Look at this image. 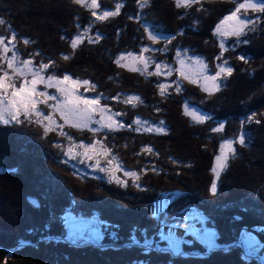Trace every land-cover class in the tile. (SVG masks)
<instances>
[{
	"label": "trees",
	"instance_id": "16d2710c",
	"mask_svg": "<svg viewBox=\"0 0 264 264\" xmlns=\"http://www.w3.org/2000/svg\"><path fill=\"white\" fill-rule=\"evenodd\" d=\"M246 1L98 0V11L113 13L98 20L75 0H0V37L22 61L45 65L52 76L86 81L88 95L121 113L127 129L105 138L79 135L88 143L102 141L135 173L124 184L80 178L63 162L66 138L35 121L0 123V264H259L243 261L240 247L253 240L264 255V11L242 10L251 22L241 37L228 38L225 49L217 36L219 24ZM148 29L165 39L151 40ZM147 48L157 63L175 67L183 51L202 58L211 73L223 64L232 72L212 93L188 82L162 93L165 79L154 65L141 72L119 62L121 55ZM128 97L137 101L129 104ZM186 103L208 119L193 122L184 112ZM137 118L162 123L167 131L138 132ZM231 139L235 148L218 178L214 161L221 143ZM168 195L167 224L190 208L218 247L231 248L207 253L185 238L191 244H182L183 252L200 257L145 249L146 239L157 243L162 234L156 204ZM75 219L104 233L99 244L67 236ZM105 224L118 227L105 230ZM134 228L139 244H131Z\"/></svg>",
	"mask_w": 264,
	"mask_h": 264
},
{
	"label": "rangeland",
	"instance_id": "374dc122",
	"mask_svg": "<svg viewBox=\"0 0 264 264\" xmlns=\"http://www.w3.org/2000/svg\"><path fill=\"white\" fill-rule=\"evenodd\" d=\"M184 1L183 3H189L192 0H178ZM82 4H85L89 9L94 12L96 19L102 20L106 17L104 12L98 11V0H82ZM242 5H246L242 7ZM254 5V6H253ZM261 5H264V2H260L258 0H248L244 4H241L239 7V11L234 12L236 19L245 21L246 26L243 28L242 34L244 33L247 25L251 22V20L245 16L241 11L243 10H251V11H259ZM112 13V12H108ZM232 14V15H233ZM231 15V16H232ZM235 21L225 20L220 23L218 28L220 31L217 32L218 40L220 47L225 49V44L229 37H241V35L236 36L230 34L233 30V25ZM148 36L151 40H162L165 37L154 34L152 30L148 29ZM85 37V35L77 36L75 39V45L80 43L81 40ZM149 50L143 49L142 54H123L119 57V62L122 66L130 69L137 70L141 72H150L152 65H154V72L163 77L165 82L162 84L163 90L168 89L173 86H177V88L181 89L182 83L188 82L192 83L205 92L212 93L219 90L224 82L225 77L228 75L226 72H221L222 68H228L227 65L223 64L219 67L216 73H211L209 68L207 67L206 62L199 57L192 56L186 52L179 51L175 60V67L171 65H167L164 63H157L152 60L145 51ZM5 66V68H4ZM47 67L38 68L37 66L32 65L30 62H25L20 59V55L14 48V45L11 42H6L2 37H0V80L4 81V88H0V110L11 108L12 105L9 104V101L13 100L12 92L19 91L20 88L23 87H31V81L33 79H37L38 82L36 84V91L46 92L48 95L52 96L54 99L45 100L42 96H34L33 99L37 101L35 111H31L29 116L26 118L23 113L19 116V122L22 121H35L39 124L43 130L46 132H51L57 136H61L62 138H66L69 141V144L65 146V158L64 163L69 166V169L80 178H90V179H100L108 182H118L124 184L127 180H131L133 175H131V169H127L122 161L116 157L114 154H111L109 150H107L102 143V141H93L92 143H88L85 140H81L80 133H88L90 135L99 134L103 136V138L110 136L112 133L114 135L116 132H120L124 129H127L126 123L123 120L120 112L114 111L105 107L102 104L101 97H92L88 95V91H90L89 84L85 82H80L74 80L69 77L68 81H64V77L52 76L46 73ZM33 71L39 73V75L43 76L44 80L39 81L38 77L33 76ZM217 73L219 75L217 76ZM52 76L55 80L61 82V87H66L72 89L75 94L81 99H94L97 101L96 105L84 106L80 105L81 108L87 107L91 113V123L87 125H82L79 123L76 117H67V113L62 111L59 105L63 102V95L60 91L57 90V87L54 85L53 87H46V83L48 77ZM68 76V75H65ZM216 76V80L213 81L210 77ZM13 85L15 86L13 88ZM16 100H19L20 97H16ZM137 101L136 97H128L127 102L129 104H134ZM15 110V109H13ZM185 114L195 123H200L206 121L208 117L196 109L195 107L185 104ZM48 117H51L49 120ZM9 123H16L17 121L12 120L8 117ZM3 125L2 121H0ZM104 125V126H102ZM107 125H110L107 126ZM135 128L138 132L152 133V134H163L166 133L167 129L162 124H153L149 121H145L143 119L137 118L134 122ZM216 129H220L216 131ZM222 127L217 126L214 128V131L219 133L221 132ZM121 134V133H119ZM241 137L237 138L236 141H240ZM232 142V149L234 151L235 148V140H225L221 143L220 153L221 155L222 147L227 143ZM56 143V147L60 149V146ZM239 144V143H238ZM225 156L227 157L226 162L229 157L232 155L233 151H229L227 148L223 149ZM35 166L40 168L42 164L39 161L34 163ZM217 167L216 159L214 161V168ZM103 169V171L101 170ZM30 170V169H29ZM23 173H27V168L23 169ZM29 175V173L27 174ZM215 175L216 172H215ZM165 196L161 198L160 203L156 204V210L162 214L160 234L158 238V242H151L152 247L147 248V250L157 248L159 249L158 253L170 252L174 256H178L180 258H193L200 257L198 253L187 254L182 250V244H191V242L183 243L185 238H190L192 242H198L203 245L206 249L207 253L212 251H216L222 249V251H227L231 248L224 247L220 248L216 245H210L211 240L213 239L210 235V232L205 228L204 221L201 218L200 214L196 211L187 208L183 210L180 214L176 215L170 224H167L169 221H165V207L170 199ZM70 221V219H68ZM67 221V226L69 222ZM73 223V222H72ZM64 224H66L64 222ZM74 224L67 228V236L72 237L76 236L81 242L80 244H85L89 241V237L91 232L96 229L95 225L91 222L83 221V220H74ZM93 225L92 228H90ZM174 225H182L181 227H173ZM187 228V231H186ZM171 230L172 235H169V231ZM193 231L200 233V238H197L193 235ZM173 241H181L180 249L182 254H175L172 250L169 249L170 243ZM150 243V242H149ZM72 244H76L72 242ZM159 244L161 247L157 246ZM255 243L247 241L243 243L240 247L242 249L241 258L243 261L250 262L251 260L256 261L259 264H264V255L259 253V249ZM233 247V246H232ZM239 247V246H238ZM144 248L146 246L144 244ZM106 249V248H105ZM226 253V252H225ZM241 259V260H242Z\"/></svg>",
	"mask_w": 264,
	"mask_h": 264
},
{
	"label": "snow or ice",
	"instance_id": "6c2138e0",
	"mask_svg": "<svg viewBox=\"0 0 264 264\" xmlns=\"http://www.w3.org/2000/svg\"><path fill=\"white\" fill-rule=\"evenodd\" d=\"M76 3H81L82 0H75ZM246 5H242V7H245ZM254 6V5H253ZM119 10V9H117ZM261 11H264V7H262L260 9ZM237 11H239V9H237ZM113 13H108L105 12L104 15L108 16V15H112ZM227 20L229 21H235V24L233 25V30L230 34L232 35H236L239 36L242 34L243 28L246 26L245 21L243 19L241 20H237L235 14H233L232 16L227 17ZM4 21L0 20V24H3ZM220 31V28H217V32ZM73 47H75V42H73ZM46 67L45 65H41V68ZM221 72H226L228 75L231 74L232 69L230 67L228 68H222ZM219 75V73H217V76ZM33 76L34 77H38L39 81H43L44 78L43 76L39 75L38 72L33 71ZM216 76L210 77V79H212L213 81L216 80ZM64 81H68L69 77L68 76H64ZM38 80L37 79H33L31 81V87H21L19 91H13L12 92V96H13V100L9 101V104L12 105L11 108H7V109H3L0 110V121H2L4 124H8L9 123V119L8 117H10L12 120H15L17 122H19V116L21 113H23V115L27 118L29 116L30 113V109L31 111H35L36 109V103L37 101L35 99H33L34 96H42L45 98V100H51L54 99L52 96L48 95L46 92H39L37 93L36 91V84H37ZM85 83H87L85 81ZM57 87V90L61 92V94L63 95V102L61 103V105H59V107L61 108L62 111L67 113V117H76L79 121L80 124L82 125H87L88 123H91V113L89 111V109L87 107L81 108L80 105H84V106H89V105H96L97 101L94 99H81L80 97H78L75 92L72 89L66 88V87H61V82L58 80H55L54 77L49 76L47 83H46V87H53V86ZM4 81L0 80V88H4ZM15 86L13 85V88ZM16 97H20L19 100H16ZM15 109V110H13ZM48 119L50 120L51 117H48ZM104 126V125H102ZM110 127V125H107ZM220 129H216V131H219ZM240 144H244V139L241 138L240 139ZM224 148H227L229 151H233L232 149V142L229 141L227 142L221 149V155L216 157V164L217 167L213 169L214 172H216L217 177L219 178L220 176V171L226 167V159L227 157L225 156V153L223 151ZM103 171V169H101ZM131 175L135 176V173H131ZM119 183V181H118ZM211 192L213 194H216L217 192V183L213 182L212 186H211ZM33 203H36L35 201H33ZM37 207L39 206L38 204L36 205ZM156 213L154 212L153 215H155ZM68 219H71V217H69ZM182 225H174L173 227H181ZM114 227H118V226H114V225H104L105 230H107L108 228H114ZM135 231L136 229H133V234L131 236V244H139L140 241L137 239L136 235H135ZM187 231V228H186ZM103 235L104 233L100 231L99 228L94 229L91 232L90 235V240L94 243L99 244V242L103 239ZM169 235H172L171 230L169 231ZM193 235L196 236L197 238H200V233L193 231ZM111 236L113 238V240L118 239L117 233L115 231L111 232ZM71 239V237H70ZM190 241H183V243H188ZM180 243L181 241H173L172 243H170L169 245V249L172 250L175 254H182L181 253V249H180ZM144 244L147 248L152 247V244L149 243V241L146 239L144 241ZM215 244V240L212 239L210 242V245H214Z\"/></svg>",
	"mask_w": 264,
	"mask_h": 264
}]
</instances>
